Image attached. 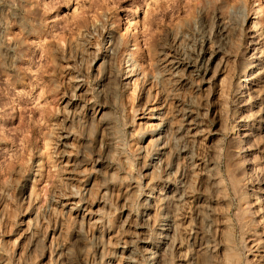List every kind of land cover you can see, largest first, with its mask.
Here are the masks:
<instances>
[{
	"label": "rangeland",
	"instance_id": "374dc122",
	"mask_svg": "<svg viewBox=\"0 0 264 264\" xmlns=\"http://www.w3.org/2000/svg\"><path fill=\"white\" fill-rule=\"evenodd\" d=\"M261 247L264 0H0V264Z\"/></svg>",
	"mask_w": 264,
	"mask_h": 264
},
{
	"label": "bare ground",
	"instance_id": "6f19581e",
	"mask_svg": "<svg viewBox=\"0 0 264 264\" xmlns=\"http://www.w3.org/2000/svg\"><path fill=\"white\" fill-rule=\"evenodd\" d=\"M113 40V39H112ZM110 42V41H109ZM4 53V52H3ZM4 55V54H3ZM246 198V197H245ZM240 209H241V211L243 212L242 213V225L244 226V227H246V226H249V225H254L255 224V222L252 220V219H249V217L250 216H252V212L250 211V206H249V204L246 202H241V204H240ZM240 211V212H241ZM250 227V226H249ZM251 228V227H250ZM255 229V228H254ZM250 233V232H249ZM253 233V232H252ZM257 234V233H256ZM250 237V236H249ZM249 237H247V238H249ZM253 240L250 242L251 244H253V245H255L254 247H256V248H258L260 245H261V242H263L260 238H258V235H253ZM245 239V238H244ZM247 240V239H246ZM250 240V239H249ZM246 243H248V241H246L245 243H244V248L247 250V252L248 253H251V247L252 246H248V244H246ZM251 244H249V245H251ZM263 247V246H262ZM261 247V250L262 249H264V248H262ZM259 249H260V247H259ZM258 249V250H259ZM230 257V256H229ZM257 259L258 260H262V261H255V262H253V264H264V254L263 255H259L258 257H257ZM247 262L249 263H251V260L249 261L248 259H247Z\"/></svg>",
	"mask_w": 264,
	"mask_h": 264
}]
</instances>
